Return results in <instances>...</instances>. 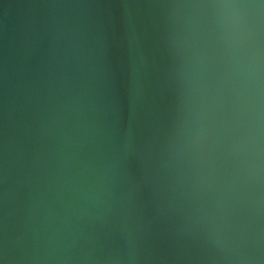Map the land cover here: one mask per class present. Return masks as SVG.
<instances>
[{"label":"clouds","instance_id":"obj_1","mask_svg":"<svg viewBox=\"0 0 264 264\" xmlns=\"http://www.w3.org/2000/svg\"><path fill=\"white\" fill-rule=\"evenodd\" d=\"M53 9L48 70L33 47L6 70L0 164V264H264V0H151L161 94L151 134L134 145L90 77L84 33ZM147 146V151H146ZM133 151L148 164L174 254L142 220Z\"/></svg>","mask_w":264,"mask_h":264},{"label":"water","instance_id":"obj_2","mask_svg":"<svg viewBox=\"0 0 264 264\" xmlns=\"http://www.w3.org/2000/svg\"><path fill=\"white\" fill-rule=\"evenodd\" d=\"M151 0H0V164L5 131L6 70L24 59L25 44L33 51L28 60L33 79H42L48 70L47 50L52 36L53 9L47 5H92L88 9H61L56 14L67 25L62 46H72V33L78 28L89 42L92 64L90 77L115 109L120 127L130 134L134 145H141L151 134L158 109L173 103L170 94H161L151 12L125 5H143ZM147 151V146H146ZM148 164L133 151L128 161V180L140 184L142 220L150 233L155 251H164L173 241L168 238L169 222L156 212ZM151 214V216L149 215Z\"/></svg>","mask_w":264,"mask_h":264},{"label":"bare ground","instance_id":"obj_3","mask_svg":"<svg viewBox=\"0 0 264 264\" xmlns=\"http://www.w3.org/2000/svg\"><path fill=\"white\" fill-rule=\"evenodd\" d=\"M142 214H145V211L141 212ZM151 216V214H149ZM164 251H157V254L161 255V256H171L174 254L175 251V244L174 242H172L171 244H169L168 246V250L166 249V246L164 245L163 247ZM157 264H172V262H157Z\"/></svg>","mask_w":264,"mask_h":264}]
</instances>
